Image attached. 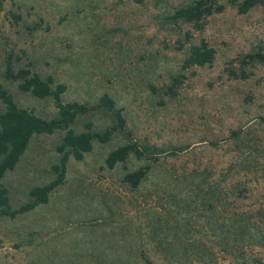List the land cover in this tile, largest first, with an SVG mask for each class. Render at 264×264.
Wrapping results in <instances>:
<instances>
[{
  "label": "rangeland",
  "instance_id": "1",
  "mask_svg": "<svg viewBox=\"0 0 264 264\" xmlns=\"http://www.w3.org/2000/svg\"><path fill=\"white\" fill-rule=\"evenodd\" d=\"M187 0H3L0 83L20 106L51 117L38 97L6 75L29 67L66 85L62 99L92 104L107 92L123 128L70 156L64 181L46 202L0 214V262L13 264H264V2L238 11L217 0L198 28L168 13ZM215 49L211 63L182 67L191 43ZM233 69L235 72H233ZM167 87H172L168 90ZM4 103L0 99V110ZM116 124L100 107L80 114L76 130ZM63 130L36 133L2 182L12 207L29 201L59 161ZM136 142L144 154L113 167L109 150ZM150 164L133 188L123 174Z\"/></svg>",
  "mask_w": 264,
  "mask_h": 264
},
{
  "label": "trees",
  "instance_id": "2",
  "mask_svg": "<svg viewBox=\"0 0 264 264\" xmlns=\"http://www.w3.org/2000/svg\"><path fill=\"white\" fill-rule=\"evenodd\" d=\"M3 0H0V3ZM264 0H240L236 2L238 11L245 12L250 7ZM222 3L217 0H187L173 7L168 13V18L174 23L189 22L201 28L206 17L213 12L221 10ZM188 53L182 60V67L193 64L211 63L215 57V49L205 40L199 43H191ZM241 71L244 72L243 65L254 61L264 62V52L261 50L249 51L241 56ZM235 72L233 69H231ZM6 75L19 80V87L30 91L38 97L51 96L57 108L56 114L51 117H44L37 114L33 109L20 106L15 100L12 92L0 83V99L4 103V108L0 110V214L14 216L19 212L29 210L39 203L46 202L49 193L65 178L67 161L70 156L81 159L85 152L91 150L93 140L107 141L113 131L125 126V119L121 112V107H115L114 99L103 92L92 104H87L79 100L62 99V93L66 89L63 82H57L53 75L42 76L29 67H20L13 70L11 60L8 59ZM171 90L172 87H167ZM106 108L114 112L116 124L102 130L91 128V123H87V128L76 130L73 123L76 118L87 110L96 108ZM56 130H63L56 150L59 152V161L52 164L55 172L54 177L43 184L34 185L29 190L31 199L12 207L7 186L2 182V177L7 170L13 169L21 156L25 152L32 135L36 133H52ZM144 149L134 142L120 143L107 153L104 161L108 167H113L117 162L125 160L130 153L140 156L144 154ZM150 164H145L137 168L126 171L123 174V181L131 187H137L145 178L150 169ZM146 260L154 264L148 257ZM0 264H4L0 262ZM13 264H37L35 262H20Z\"/></svg>",
  "mask_w": 264,
  "mask_h": 264
}]
</instances>
